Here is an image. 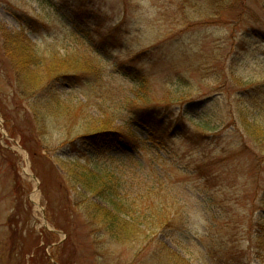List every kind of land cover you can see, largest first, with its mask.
I'll use <instances>...</instances> for the list:
<instances>
[{
    "label": "rangeland",
    "instance_id": "obj_1",
    "mask_svg": "<svg viewBox=\"0 0 264 264\" xmlns=\"http://www.w3.org/2000/svg\"><path fill=\"white\" fill-rule=\"evenodd\" d=\"M0 26L24 29L36 50L62 56L84 36L79 47L101 66L102 86L93 90L85 78L55 83L67 112L58 116L72 122L69 128L52 122L41 132L18 93L0 30V264H264V161L254 166L253 143L243 152L232 120L239 107L252 117L264 103V0H0ZM87 26L100 32L94 42L81 32ZM137 90L143 93L137 109L183 113L193 140L165 131L153 143L134 116L115 119L122 130L108 129L107 140L90 136L99 134L101 109L127 114ZM215 159L214 208L190 187L198 180L186 187L170 179L167 189L180 190L186 204L184 227L148 229V238L130 243L101 229L100 214L92 215L112 205L75 177L90 170L99 189L125 171L134 197L149 188V173L157 177L171 165L186 175V168Z\"/></svg>",
    "mask_w": 264,
    "mask_h": 264
},
{
    "label": "trees",
    "instance_id": "obj_2",
    "mask_svg": "<svg viewBox=\"0 0 264 264\" xmlns=\"http://www.w3.org/2000/svg\"><path fill=\"white\" fill-rule=\"evenodd\" d=\"M186 1L193 2L195 0ZM49 5L55 7V4L52 2ZM72 5L74 3L68 4L67 7ZM68 11L66 10V13ZM81 20L84 21L82 18ZM0 30L4 51L16 73L18 93L23 97V100H29V111L34 118L37 129L45 133L49 128V123L52 122L69 128L72 121L70 118L67 119V114L63 115L62 118L58 116V113L63 114L65 111H61L64 101L54 91L55 83L61 79L73 81L78 78H85L91 89L98 90L97 88L102 87L100 82L101 66L95 57L85 54L79 47L80 42L78 41L85 40L84 36L76 37V46L71 52L62 56L56 50H52L53 52L50 54L41 53L36 50L32 40L24 29L9 31L0 26ZM81 32L85 34V37L90 42H94L96 35L100 34V32H96V30H92L88 26L81 27ZM97 41L104 43L106 38L103 37ZM148 87V82H145V80L140 82V88H143L144 92L146 88L148 90ZM135 93V98H130L124 108L127 112V106L131 105V110L127 114L123 113L121 108H111L112 112L106 109L108 113L104 108L101 109L105 118L100 121L99 134L91 135L89 132H85L86 137L88 138L89 134L90 136H97L96 139L99 136H106L105 140H107L112 135L106 134L108 129L113 128L115 133H120L122 130L121 128L114 127L115 119L122 117L126 120L134 116L136 121L145 122L146 127L150 130V140L153 143L161 141L165 131H179L178 133H180L179 135L183 139L187 141L193 140L191 132L185 130L183 113L174 118L175 114L173 111L168 110L167 116L165 113L162 115L157 110L159 107L157 108L156 106L143 108L144 110L142 108L137 109L133 105L135 103L134 100L136 99V95L142 97L143 93L140 94L139 90ZM260 107V113L251 117L253 114L249 112L248 108L241 106L238 110L233 111L232 117L234 121L233 129L240 133V146L243 148V152H245V148H252V143L255 145L248 153L251 152L250 154L253 156V159L258 161L254 165L256 168L262 165L264 161V103ZM148 110L151 111L147 112ZM249 116L252 120H249ZM201 125L204 126L205 124ZM241 126L244 128L243 131ZM199 133H204V131ZM80 136L82 137V135ZM124 138L122 137L121 139ZM246 138H248L249 142ZM256 148H259V151H254ZM104 153L105 150L102 149L101 155ZM138 162L142 163V159ZM218 162L219 160L217 159L199 162L192 170L186 168V175L181 173V171H184V167L176 166V168H171V165L169 166V172L160 173L157 177L149 173L145 178V181L149 183V188L145 189L143 187L145 190L140 189V193H134V197L130 193V186L126 182L127 180L124 179L125 171L121 174H111L110 179L103 183L99 189L98 176L94 172L85 169L76 173L75 177L76 183L83 184L86 189L94 190L101 199L112 205L113 209L98 208L92 215L95 219L100 214L98 220H95L98 225H101V229L119 242L130 243L133 241V238L136 241L140 237L144 239L148 238V229L159 231V229H179L184 227L188 218H186L185 212L181 211V208L186 206V204L179 200L178 193L180 190L177 191L173 187L167 189L169 186L166 182L170 179H176L178 184L185 185L186 187L190 186L191 181L194 179L198 180L200 182L198 187H190L198 193L203 206L214 208V204H217L216 194H218L214 183L219 178V173L215 171L214 166ZM159 166L161 167L162 165ZM175 169L177 175L175 174ZM66 177L69 178L65 174L63 179H66ZM176 186L178 185L176 184ZM150 206L153 208H150ZM100 210L101 213H99ZM92 217L90 220L93 226L96 224H93L95 221L92 220ZM261 219H264V217H261ZM147 220L149 221L146 224ZM258 223L261 224L260 222ZM158 225H160V228H156ZM174 255L176 253L172 256Z\"/></svg>",
    "mask_w": 264,
    "mask_h": 264
}]
</instances>
